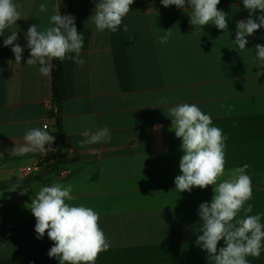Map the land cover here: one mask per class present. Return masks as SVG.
<instances>
[{
	"label": "crops",
	"instance_id": "obj_1",
	"mask_svg": "<svg viewBox=\"0 0 264 264\" xmlns=\"http://www.w3.org/2000/svg\"><path fill=\"white\" fill-rule=\"evenodd\" d=\"M15 2L23 19L0 35V184L19 188L0 189V264H59L48 256L53 242L47 234L36 238L28 207L42 186L57 182L72 184L75 200L70 203L99 213L111 247L95 264H213L195 243L202 234L199 205L211 201L212 187L175 189L183 153L166 115L180 103L197 104L223 130L226 171L250 165L249 203L264 223V69L256 67L254 48L264 44V27L247 37L245 50L233 43L236 22L249 15L242 0L218 5L228 14L225 32L212 24L195 29L187 3L183 10L164 7L161 0H135L123 20L127 33L122 26L115 33L95 29L89 18L98 0H70L86 63L63 61L67 99L61 120L69 151L67 162L56 169L42 165L52 147L25 156H14L11 149L24 143L29 128L47 125L52 135L57 129L51 72L45 77L39 66L26 64L30 50L24 33L31 24L47 27L54 9L65 14L68 0ZM41 3L48 5L47 12L38 11ZM169 28L172 37L160 44L158 38ZM11 31L18 32L16 43L24 47L21 64L3 45ZM164 97L168 103L161 105ZM104 126L111 131L110 142L78 146L81 131ZM248 259L264 264V252Z\"/></svg>",
	"mask_w": 264,
	"mask_h": 264
},
{
	"label": "clouds",
	"instance_id": "obj_2",
	"mask_svg": "<svg viewBox=\"0 0 264 264\" xmlns=\"http://www.w3.org/2000/svg\"><path fill=\"white\" fill-rule=\"evenodd\" d=\"M135 0H98L94 14L89 18L95 29L115 33L120 30L129 31L124 18L131 12L130 6ZM221 0H161L164 7L176 6L190 8L189 23L195 29L209 24L218 30H228V14L218 8ZM243 7L249 15L236 22L235 40L233 43L243 51L247 47V37L254 35L264 27V0H242ZM21 5L15 0H0V35L17 26L23 19ZM38 11H48L46 3L39 4ZM257 12L261 13L257 16ZM159 43L166 44L172 37V28L163 30ZM26 45L30 52L26 61L28 66H39L42 76H49L53 61L73 60L83 66L86 61L81 58L84 37L76 27L75 16L61 14L59 9L53 10L48 26L41 29L38 24H31L24 33ZM17 31H11L4 39L3 45L11 47L15 63L21 64L24 47L16 41ZM256 67L264 69V44H256ZM74 54V55H73ZM261 75L260 72H258ZM167 104L166 97L159 101ZM167 117L171 119L170 131L181 140L180 150L183 155L179 160L180 175L174 179L175 189L180 193L191 192L193 188L201 190L211 186L213 196L210 202L199 205V217L203 221L201 233L195 243L208 254L213 264H249V257L259 258L264 252V223L262 214H252L253 199L252 179L242 167L226 171V139L223 130L213 124L212 116L205 113L195 103L175 104L167 109ZM161 127V126H154ZM84 137L78 146L111 141V131L107 126L91 131L80 132ZM56 137L47 129V125L29 128L23 136L24 143L11 149L14 156H25L30 152L47 153ZM92 154L97 150L88 148ZM18 185H13L15 191ZM72 184L53 183L42 186L31 199L28 206L34 216L37 239L45 234L53 246L48 251L50 258L55 257L59 264H95L99 255L111 247L102 228L99 226V213L83 204H73ZM23 194V193H22ZM241 212L244 213L240 217ZM223 241V246L219 247Z\"/></svg>",
	"mask_w": 264,
	"mask_h": 264
},
{
	"label": "trees",
	"instance_id": "obj_3",
	"mask_svg": "<svg viewBox=\"0 0 264 264\" xmlns=\"http://www.w3.org/2000/svg\"><path fill=\"white\" fill-rule=\"evenodd\" d=\"M70 5V0H68L67 10L65 14H71L72 10ZM52 63V97L53 101L58 107L57 129L53 134L56 137L54 143L52 144L53 151L51 154L44 158V160L42 161V165H47V167L50 169H56L60 164L67 162V154L65 153V150L68 148V145L63 133L61 120V107L63 105V102L67 99V85L65 81L63 62H60L59 60H54ZM13 185L17 184H0V189L11 188L13 187Z\"/></svg>",
	"mask_w": 264,
	"mask_h": 264
},
{
	"label": "built area",
	"instance_id": "obj_4",
	"mask_svg": "<svg viewBox=\"0 0 264 264\" xmlns=\"http://www.w3.org/2000/svg\"><path fill=\"white\" fill-rule=\"evenodd\" d=\"M47 128H48V126H47ZM33 167H29L28 169H27V171L28 172H32L33 171ZM66 174V172L65 171H63L62 173H61V175H65Z\"/></svg>",
	"mask_w": 264,
	"mask_h": 264
},
{
	"label": "water",
	"instance_id": "obj_5",
	"mask_svg": "<svg viewBox=\"0 0 264 264\" xmlns=\"http://www.w3.org/2000/svg\"><path fill=\"white\" fill-rule=\"evenodd\" d=\"M68 151H69V149L67 148V149H66V152H68Z\"/></svg>",
	"mask_w": 264,
	"mask_h": 264
}]
</instances>
